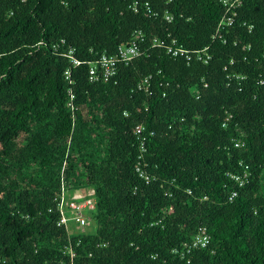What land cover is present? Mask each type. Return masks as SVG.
<instances>
[{
  "label": "trees",
  "instance_id": "trees-1",
  "mask_svg": "<svg viewBox=\"0 0 264 264\" xmlns=\"http://www.w3.org/2000/svg\"><path fill=\"white\" fill-rule=\"evenodd\" d=\"M223 12L219 0H0V264H264V0H241L212 41ZM135 32L145 52L89 81ZM62 180L93 190L85 232L59 224ZM200 227L207 247L186 251Z\"/></svg>",
  "mask_w": 264,
  "mask_h": 264
},
{
  "label": "built area",
  "instance_id": "built-area-1",
  "mask_svg": "<svg viewBox=\"0 0 264 264\" xmlns=\"http://www.w3.org/2000/svg\"><path fill=\"white\" fill-rule=\"evenodd\" d=\"M220 4L224 8V12L220 17L215 32L211 38L212 41L221 37L222 32L231 27L234 22L235 10L240 6L241 0H219ZM134 12H137L139 9H143L145 15L148 18L155 17L157 14L154 12L148 2H139L134 1L130 6ZM164 19L167 22L171 21V16L165 14ZM250 30V27L248 28ZM142 41L141 34L139 32H135L133 39L124 45H120L117 47L116 53L113 56L102 55L98 60L90 63L88 68V77L89 81L92 82H107L111 78L116 75V66L119 63L128 64L133 59L141 56L145 51H141L139 48V41ZM152 47L160 48L164 50L165 54L170 57H183L186 61H190L193 57L197 61H201L206 63L209 59L208 54L206 53L208 47H205L201 50L190 51L186 50L183 47L176 44L174 40L166 42L162 39H153ZM68 57L73 67L84 64L82 61H79L73 57V49H69L67 53L64 55ZM66 78L69 77V71L65 72ZM150 77H145L138 83V90H144L147 92V86L149 83ZM69 106L72 110L71 102L74 99L73 94L69 91ZM133 134L138 143V156L137 163L135 165V172L138 177L147 183L149 181L150 175L146 173L145 165L141 163L142 155L145 153V141L146 137L144 135V127L142 125H138L134 128ZM152 134V133H150ZM239 143H235V147H238ZM246 169V168H245ZM247 173L244 172L242 176H232L239 186H242L247 178ZM66 184L61 181L60 186V195L57 201V207L60 213V225H64L68 229V223L72 222L75 229L79 232H85V228L87 227V217L84 214L86 209H93V190L87 191L86 194H81L79 191H74L72 194H68L66 192ZM189 193V192H188ZM236 195L235 192H232L229 196L228 200H231ZM73 230L68 229V233H73ZM87 232V231H86ZM209 243V235L206 233L205 229L200 227L191 240L190 244L186 246V251L190 249H204L207 247ZM67 251L70 253V256H73L71 246L68 245Z\"/></svg>",
  "mask_w": 264,
  "mask_h": 264
},
{
  "label": "rangeland",
  "instance_id": "rangeland-1",
  "mask_svg": "<svg viewBox=\"0 0 264 264\" xmlns=\"http://www.w3.org/2000/svg\"><path fill=\"white\" fill-rule=\"evenodd\" d=\"M91 229V228H90ZM93 229V228H92ZM88 230H89V228H88Z\"/></svg>",
  "mask_w": 264,
  "mask_h": 264
}]
</instances>
